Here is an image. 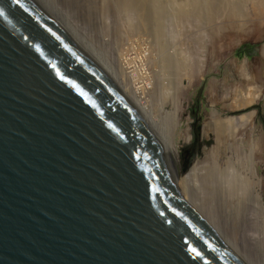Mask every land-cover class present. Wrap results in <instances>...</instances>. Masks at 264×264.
<instances>
[{
    "label": "water",
    "instance_id": "1",
    "mask_svg": "<svg viewBox=\"0 0 264 264\" xmlns=\"http://www.w3.org/2000/svg\"><path fill=\"white\" fill-rule=\"evenodd\" d=\"M186 175L128 79L51 0H0V264H251Z\"/></svg>",
    "mask_w": 264,
    "mask_h": 264
},
{
    "label": "rangeland",
    "instance_id": "2",
    "mask_svg": "<svg viewBox=\"0 0 264 264\" xmlns=\"http://www.w3.org/2000/svg\"><path fill=\"white\" fill-rule=\"evenodd\" d=\"M52 1L61 6L71 23L117 69L120 70L119 62L123 63L127 57L133 68L139 71V57L148 52V66L147 61L144 62L146 71L153 80L163 71L168 87L159 96L161 100L152 99L144 107L155 121L163 123L177 143L186 174L191 173L199 161L198 184L205 193V177L215 165L218 173H224L231 183H236L239 194L247 193L241 198L239 208L245 213L250 208L251 221L264 225V212L259 206L260 203L264 205V120L260 110L264 103V12L260 13L252 2H248L245 19H234L224 4L213 19L203 17L181 21L171 11L191 0H163L170 13L163 24L164 53L165 56H179L184 64V70L174 72L162 68L164 56L158 53L155 38L142 26L140 10L126 12L120 0H62L60 4L59 0ZM249 96L254 99L250 105L231 106V103L246 101ZM245 114L254 117L244 119L233 137L230 133L226 136L225 144H218L217 137L209 138L206 125L213 127L216 118L228 119ZM197 128L198 142H195ZM188 130L191 140L186 142ZM251 171L256 179L252 178ZM248 184L250 190L246 191L244 186ZM224 234L227 236L226 232Z\"/></svg>",
    "mask_w": 264,
    "mask_h": 264
},
{
    "label": "bare ground",
    "instance_id": "3",
    "mask_svg": "<svg viewBox=\"0 0 264 264\" xmlns=\"http://www.w3.org/2000/svg\"><path fill=\"white\" fill-rule=\"evenodd\" d=\"M61 1L62 0H59L58 3L60 4ZM120 1H121L120 3L122 4L123 10H125L126 12H131L134 9L140 10L139 16H140L142 26L148 31V33H150L155 38V41L157 43L158 53L163 54L162 56H164L162 57L163 58L162 68H164L165 70L173 69L175 70L174 72L180 71L184 65L182 60L178 58L179 56L178 57L177 56H165L166 53H164V48L166 46L161 40V38L163 37L162 35L164 34V31H163L164 21L167 18V16L170 14L168 13L169 7L163 3V0H120ZM248 2L249 3L252 2L254 7L260 13L264 12V0H233L232 2H228V0H191L185 6L177 7L171 12L174 16H176V18H179L181 21L186 20V19L188 20L191 18L199 19L203 17H205V19H209V18L213 19L215 18V16L219 14L222 8H224L223 5L226 4L227 8L229 9L228 12L230 16H233L234 19L236 17L243 18V16H245V13H246L245 5L247 6L246 3ZM53 3L55 4V2ZM55 5L58 8V10L70 21V19L68 18L69 15H66V13L63 12V10L60 8L61 6L58 4H55ZM91 8L93 9L94 6ZM93 13L91 15H93ZM145 52L147 56L146 57L143 56L139 59L141 62L142 73L146 75L142 76L140 78L141 79L140 81L135 82L134 80L136 78V75L138 76V70L136 67L132 69L133 66H131V62H125L122 64V66L120 63L121 61L119 62L120 71L124 74V76L129 80L131 79L134 80L135 82L134 85L131 84L132 91H133L135 98L137 99L142 109L144 110H145L144 106L150 103V100L157 99V98L160 99L161 97L159 98V96H161L164 89L168 87L167 86L168 83L166 81L167 79L166 77H164L163 71L161 73H158L159 75L155 78V80H153V77L150 76V73L146 71L147 67L145 66L144 62L147 61V66H148V52L147 51ZM158 56H161V55H158ZM246 98H247L245 99L246 101L244 102L241 101L242 104L241 102L239 104L235 102V105L231 103V106L235 108V107H240L244 105L245 106L250 105L251 103H253L254 101L253 97L249 96ZM151 104H152V101H151ZM251 116L252 115L250 114H245L240 117H233V118H228V119H219V117L217 116L218 118H216L215 123L213 124L212 122L213 125L211 126L213 127H208L209 125H206V127L208 128L206 131L209 130L208 131L209 132L208 134H210L209 138L216 139L217 137L216 139L217 143L221 144L222 142L224 143V141L226 140V136L229 133H230V137H233L236 134L239 127H241V125L243 124L244 122L243 120L250 119ZM247 121L249 122V120ZM156 123L160 127L163 135L169 140V142L174 147L178 149L177 143L174 142L173 138L167 133L166 128L163 125V123H161L160 121H156ZM186 133H187L186 134L187 136L185 138V141L189 142L191 140L190 130H188V132ZM168 135L170 136L171 139L168 138ZM213 151L216 152L215 149H213ZM199 164H200L199 161L196 162L191 173H189L186 176L185 181H184L183 192L186 194L189 200L193 203V205L202 213L204 217H206L220 231H222L223 233L226 232L227 236L229 234L230 237L228 238L230 239V241L240 251L243 250V252L241 251L242 253H244V251L246 250L245 254L243 255L248 259V261L251 264H259V263L264 264V225L254 224L251 221V218H249V214H248L249 213L248 211L250 208L248 209L246 206H244V208L248 209L247 213H245L244 210L239 208L241 198L245 196L247 193L245 192L244 194L243 193L239 194V192L237 191L238 186L236 185V183L235 182L231 183L230 182L231 179H229V177L225 175L224 173H218L217 169L214 168L215 165L211 167L212 172L208 174V177H205V193H203L200 185L198 184L200 177L199 175H197V172H196L199 169ZM251 172H252L251 176L252 178H254V171H251ZM194 182L196 183V185L194 184ZM191 183H193L194 185L192 186ZM244 188L246 191L247 189L249 191L250 190L249 184L247 185V187L244 186ZM238 194L240 197L238 196ZM236 199H238V201ZM242 205H245V204H242ZM242 205H241V208H242ZM259 206H260V210L264 212V205L260 203ZM203 209H205V211Z\"/></svg>",
    "mask_w": 264,
    "mask_h": 264
},
{
    "label": "built area",
    "instance_id": "4",
    "mask_svg": "<svg viewBox=\"0 0 264 264\" xmlns=\"http://www.w3.org/2000/svg\"><path fill=\"white\" fill-rule=\"evenodd\" d=\"M124 56H125V55H124ZM126 56H127V55H126ZM143 56H145V57L147 56L146 52H144L143 54H141L139 58H141V57H143ZM138 61H139V63L141 64L140 59H139ZM122 62L125 63V62H129V61L127 60V57H126V58L123 59ZM123 63H121V66H122ZM131 66H132V65H131ZM132 69H134V68H132ZM132 69H131V70H132ZM131 70H129V71H131ZM137 70H138V69H137ZM145 75H146V74H145ZM145 75L142 73V70H141V68H140L139 71H138V76L136 75V78L134 79L135 82H136V81H140V80H141L140 78H141L142 76H145ZM134 80H133V79L130 80V81H131L130 83H131L132 85H134V83H135Z\"/></svg>",
    "mask_w": 264,
    "mask_h": 264
},
{
    "label": "crops",
    "instance_id": "5",
    "mask_svg": "<svg viewBox=\"0 0 264 264\" xmlns=\"http://www.w3.org/2000/svg\"><path fill=\"white\" fill-rule=\"evenodd\" d=\"M258 56V55H257ZM260 110H261V114H262V118L264 120V103L263 105L260 107Z\"/></svg>",
    "mask_w": 264,
    "mask_h": 264
},
{
    "label": "trees",
    "instance_id": "6",
    "mask_svg": "<svg viewBox=\"0 0 264 264\" xmlns=\"http://www.w3.org/2000/svg\"><path fill=\"white\" fill-rule=\"evenodd\" d=\"M195 114V113H194ZM198 134H199V129L197 128L196 129V138H195V142L197 141L198 142Z\"/></svg>",
    "mask_w": 264,
    "mask_h": 264
}]
</instances>
